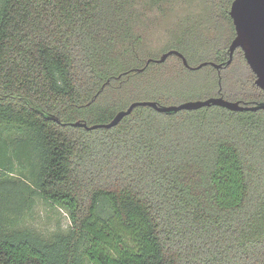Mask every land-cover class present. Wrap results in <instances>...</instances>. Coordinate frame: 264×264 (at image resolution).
<instances>
[{"label":"trees","instance_id":"16d2710c","mask_svg":"<svg viewBox=\"0 0 264 264\" xmlns=\"http://www.w3.org/2000/svg\"><path fill=\"white\" fill-rule=\"evenodd\" d=\"M232 1L187 9L166 51L225 65ZM171 2L0 0V95L29 101L0 100V264H264V110L137 107L110 129L69 125L180 90L178 57L145 65L147 12ZM205 68L214 96L264 103L239 48L220 93L218 70ZM36 197L66 212L65 233L19 228Z\"/></svg>","mask_w":264,"mask_h":264},{"label":"water","instance_id":"95a60500","mask_svg":"<svg viewBox=\"0 0 264 264\" xmlns=\"http://www.w3.org/2000/svg\"><path fill=\"white\" fill-rule=\"evenodd\" d=\"M229 17L232 20L235 36L231 40L228 47V60L223 64H216L214 62H202L196 66H190L186 58L176 50H169L161 54L157 59L149 58L146 60L145 65L150 63H163L169 56L174 55L178 57L183 66L191 71L199 70L205 66H211L218 70L219 76V93L221 91V76L219 70L227 65H230L233 59V54L236 49H240L243 53L244 59L248 64L250 70L255 75V85L264 91V0H233L229 8ZM143 69L136 70L141 72ZM7 98L25 99L24 96L19 95H6L1 96L0 100ZM28 101V100H27ZM29 102V101H28ZM32 105V104H31ZM33 106V105H32ZM218 106L225 108L229 111L242 112V111H257L264 110V103L254 105L242 104L239 101H229L222 95L207 98L205 100L188 101L179 105L164 106L159 105L154 101H135L132 102L126 109L120 110L112 117L107 123L88 125L83 121H76L69 123L72 127L84 128L88 131L95 129H110L117 126L121 120L130 115L131 112L137 107H150L159 113H175L181 110H198L203 107ZM34 107V106H33ZM42 116L56 122L61 123L60 120L45 111L39 110L34 107Z\"/></svg>","mask_w":264,"mask_h":264},{"label":"rangeland","instance_id":"374dc122","mask_svg":"<svg viewBox=\"0 0 264 264\" xmlns=\"http://www.w3.org/2000/svg\"><path fill=\"white\" fill-rule=\"evenodd\" d=\"M171 3L163 5L166 8L164 13L159 9H155L150 13L147 12L146 25L143 28V44L146 47V53L152 54V57H154H150L152 59H157L161 54L167 52L168 45L171 43L169 31L174 26V22L183 13L187 12V9H191L196 13L199 6V0H178L176 5L173 2ZM128 66L126 65L125 67ZM208 73L209 69L205 67L184 72L183 76L175 84V87L180 90H176L173 95L168 97L164 102V106L179 105L188 101L205 100L214 97V89L207 80ZM224 85L226 97L233 99L235 92L233 84L228 80L224 81ZM23 173L25 174L26 172ZM18 176L20 175L16 168L14 177L17 178ZM69 225L68 216L63 209L45 203L42 199L36 197L33 209L18 226L21 229L33 231L44 238H50L55 233H65Z\"/></svg>","mask_w":264,"mask_h":264},{"label":"flooded vegetation","instance_id":"af4514ba","mask_svg":"<svg viewBox=\"0 0 264 264\" xmlns=\"http://www.w3.org/2000/svg\"><path fill=\"white\" fill-rule=\"evenodd\" d=\"M219 74H220V71H219ZM221 76V75H220ZM218 81H219V76H218ZM219 96V95H218Z\"/></svg>","mask_w":264,"mask_h":264}]
</instances>
